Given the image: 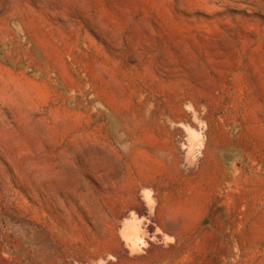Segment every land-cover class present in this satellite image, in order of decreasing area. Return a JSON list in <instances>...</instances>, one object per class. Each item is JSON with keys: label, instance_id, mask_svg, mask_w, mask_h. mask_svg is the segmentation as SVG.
Masks as SVG:
<instances>
[{"label": "rangeland", "instance_id": "rangeland-1", "mask_svg": "<svg viewBox=\"0 0 264 264\" xmlns=\"http://www.w3.org/2000/svg\"><path fill=\"white\" fill-rule=\"evenodd\" d=\"M0 264H264V0H0Z\"/></svg>", "mask_w": 264, "mask_h": 264}, {"label": "bare ground", "instance_id": "bare-ground-1", "mask_svg": "<svg viewBox=\"0 0 264 264\" xmlns=\"http://www.w3.org/2000/svg\"><path fill=\"white\" fill-rule=\"evenodd\" d=\"M138 196H141V192L139 191L138 192ZM142 197V196H141ZM147 197V196H146ZM143 199H145V197L143 198ZM147 199H148V197H147ZM146 200V199H145ZM149 200V199H148ZM147 204H148V202H147ZM146 204V205H147ZM148 210V209H147ZM149 210H150V208H149ZM132 212H133V215H134V220H136L138 223H139V225H138V228H136L137 230H141L142 229V225H141V221H143L144 219L145 220H149V218H150V216H149V212H146V211H139V210H135L134 208H132ZM151 215V214H150ZM123 219H121V220H118V223H117V229H120V228H123V221H122ZM117 221V220H116ZM145 223V222H144ZM148 223H150V222H148ZM147 225V224H146ZM144 227V226H143ZM116 229V230H117ZM122 230V229H121ZM124 230V229H123ZM134 230V229H133ZM118 231V230H117ZM126 232V231H125ZM147 232V231H146ZM121 233H124L123 231L121 232ZM130 233V232H129ZM141 233V232H140ZM127 235H128V233H126ZM142 234V233H141ZM143 235V234H142ZM153 235V233L151 234V236ZM117 236L119 237V234H117ZM129 236V235H128ZM137 237V235L134 237V239ZM143 237H146V236H143ZM126 239L128 238V240H129V237H125ZM132 238V237H131ZM152 238V237H151ZM114 239V238H113ZM116 239H118V238H115V240ZM137 239H138V237H137ZM140 239V240H139ZM138 240L139 241H141L142 239L141 238H139ZM132 240V239H131ZM130 240V241H131ZM120 241V240H119ZM122 242H123V239H122ZM125 243H129V242H125ZM141 244V243H140ZM134 245V244H133ZM138 245V244H137ZM127 246H130L129 244L127 245ZM139 246H141V245H139ZM134 247V246H133ZM132 247V248H133ZM131 252H133V251H131ZM130 254V253H129Z\"/></svg>", "mask_w": 264, "mask_h": 264}]
</instances>
